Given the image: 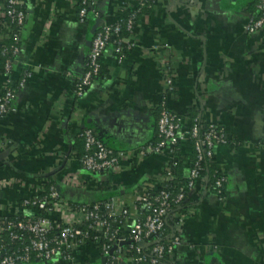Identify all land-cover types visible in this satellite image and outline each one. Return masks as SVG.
Returning <instances> with one entry per match:
<instances>
[{
    "label": "crops",
    "instance_id": "crops-1",
    "mask_svg": "<svg viewBox=\"0 0 264 264\" xmlns=\"http://www.w3.org/2000/svg\"><path fill=\"white\" fill-rule=\"evenodd\" d=\"M254 1L155 0L136 21L134 47L118 61L108 45L100 56L103 76L78 97L74 90L93 18L79 23L75 0H25L12 76L26 79L0 118V216L21 211L19 201L42 188L45 176H53L68 202L98 200V188L65 182L80 168L75 144L84 128L114 150L130 153L131 165L103 181L132 204V192L153 182L168 160L163 153H141L156 140L163 87L151 48L167 44L162 55L171 59L175 87L167 107L189 121L201 113L228 139L215 146L213 156L226 176L224 200L206 183L192 194L169 264H264V28L244 30L255 14ZM92 2L106 23L124 19L136 7L134 0ZM4 86L0 72V95ZM193 151L188 143L180 146L181 175ZM76 259L105 262L90 244Z\"/></svg>",
    "mask_w": 264,
    "mask_h": 264
},
{
    "label": "built area",
    "instance_id": "built-area-1",
    "mask_svg": "<svg viewBox=\"0 0 264 264\" xmlns=\"http://www.w3.org/2000/svg\"><path fill=\"white\" fill-rule=\"evenodd\" d=\"M134 1L136 7L124 19L99 24L90 42L83 73L75 85L76 96L82 95L93 82V75L98 73L100 56L109 45L110 34L117 33L123 22L127 27L133 24L132 19L139 12L138 5L143 0ZM86 3L94 8L92 0H75L79 23H85L89 16L95 18L98 15L93 10L88 12ZM24 5L25 0H0V54L9 56L2 72L5 86L0 95V118L11 110L14 93L26 79V75L20 79L12 76L16 57L20 53L19 37L26 16ZM263 28L264 0H256L255 15L244 25V30L254 33ZM6 39H11V44H6ZM134 45V38L118 39L113 45L117 60L124 58V48L132 49ZM166 48L167 44H156L151 48L161 65L163 80L156 121L159 140L141 152L143 155L163 153L168 157L162 171L153 182L132 192L131 205L113 193L114 185L109 186L112 195L88 203L68 202L54 186H50L46 194L42 187L22 198L17 206L21 211H12L10 216L21 214L23 217L13 216V219L0 222V264H83L76 261V255L89 244L100 251L105 258L104 264H117L120 260L125 264H164V253H172L180 243L179 227L184 223L185 212L177 210L192 194L196 195L202 183L208 184L209 177L201 173V163L214 156L215 146L228 142L222 127L210 119L205 121L201 113L189 121L167 107V98L175 87L171 59L162 55V50ZM79 135L83 138L84 153L78 157L79 170L66 176L67 184L97 189L104 176L117 174L131 165L130 153L106 146L92 129L84 128ZM184 143L192 147L196 159L187 173L178 177L171 166L177 163L174 161L175 153ZM216 169L219 174L209 187L217 200L223 202L226 176L219 167ZM177 178L181 179L179 183H175ZM166 227L168 231H165ZM5 236L12 242L21 241L23 245L15 250L5 244Z\"/></svg>",
    "mask_w": 264,
    "mask_h": 264
},
{
    "label": "trees",
    "instance_id": "trees-1",
    "mask_svg": "<svg viewBox=\"0 0 264 264\" xmlns=\"http://www.w3.org/2000/svg\"><path fill=\"white\" fill-rule=\"evenodd\" d=\"M155 0L153 1H146V0H143L142 3L140 5H138L139 7V12L136 13L133 17V24L130 26V27H127L126 23L123 22L121 24V27L119 29V31L117 33H111L110 34V37H109V45H114L115 42L120 39V38H124V37H128V38H133L135 34L138 33V27H137V24H136V21L139 17V15H141V13H144L146 12L150 7L151 5L154 3ZM88 2H90V0H88ZM254 11L253 13H255L256 11V0L254 1ZM86 9L88 12L90 11H97L96 8H92L89 3H86ZM255 15V14H254ZM90 17H88V20L86 21H90ZM85 21V22H86ZM87 23V22H86ZM22 29V28H21ZM6 44H11V39H6L4 41ZM20 45V43H19ZM130 49H123L122 51V54L125 56V54H127V52L129 51ZM8 55H1L0 54V72L2 73L3 72V68H4V63L6 61V59H8ZM87 62V57H86V60H85V63ZM103 76V70H102V66L100 64V67H99V71L97 74L93 75L92 77V80L94 81L96 78H101ZM96 137L102 141L104 144H106V146L112 148L109 143H107V141L105 139H100L97 135ZM81 138V142H77V144H75V149L77 150V153L79 155H82L84 153V149H83V138ZM159 138L158 136L156 135V140L152 143V145H155L157 142H158ZM113 149V148H112ZM194 152V151H193ZM179 150L175 153V162H177L174 166H171V169L174 171V173L179 177L181 175V171L183 170L182 169V166H181V163H180V160H179ZM189 158V167L193 165L195 159H196V154L195 152L194 153H191L190 156H188ZM201 167H202V170H201V173L204 174V175H207L209 178H208V184L211 183V181L213 180L214 177L218 176L219 172L218 170L216 169V163H215V158L212 157L211 159H208L204 162L201 163ZM53 176H45V182L43 184V190L45 191L44 194L47 193L48 189L50 186H54L56 187V180L52 179ZM179 181H181L180 178H177L176 182L175 183H179ZM95 193V198H97L98 200H103V199H106L107 197H109L110 195H112L113 193L109 191V182L107 181H101L99 184H98V189L96 190ZM189 200H186L185 202L182 203V206L179 210H177V212L179 213H182V212H185L186 208H187V203H188ZM14 217L17 216L19 218H22L23 216L21 214H16V215H13ZM13 216H10V217H7V218H4L2 216H0V222H3V221H6V220H9V219H13ZM12 217V218H11ZM59 223L56 222V226H58ZM165 231H168V228L166 227L165 228ZM55 232V230L52 232V234ZM4 241H5V244L7 246H11L13 247L15 250L20 248L23 244L21 243V241H15V242H12V241H9L7 239V237L5 236L4 237ZM170 254L172 253H164V256H163V261H164V264H169V259H170ZM144 264H147V263H144Z\"/></svg>",
    "mask_w": 264,
    "mask_h": 264
},
{
    "label": "water",
    "instance_id": "water-1",
    "mask_svg": "<svg viewBox=\"0 0 264 264\" xmlns=\"http://www.w3.org/2000/svg\"><path fill=\"white\" fill-rule=\"evenodd\" d=\"M101 18H102L101 14H98L97 17L93 18V21H92L91 25L89 26L88 36H87L88 45H90V42H91L96 30L98 29L99 24L101 23V20H102ZM94 133H95V130H94ZM99 138H100V136H99ZM100 139H103V138H100ZM1 158H2V156L0 154V160H1ZM57 190H60L59 186H57ZM120 264H124L123 261H121Z\"/></svg>",
    "mask_w": 264,
    "mask_h": 264
}]
</instances>
